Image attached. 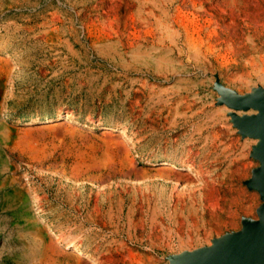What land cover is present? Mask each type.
I'll return each instance as SVG.
<instances>
[{"label": "rangeland", "instance_id": "374dc122", "mask_svg": "<svg viewBox=\"0 0 264 264\" xmlns=\"http://www.w3.org/2000/svg\"><path fill=\"white\" fill-rule=\"evenodd\" d=\"M201 1L0 0V264H48L32 226L71 256L58 255L62 264L87 258L93 264H169L175 255L240 230L242 217L257 218L262 201L245 180L260 164L252 155L259 139L239 133L234 110L218 102L214 83L241 94L264 84V28L253 40L258 52L229 49L219 20L225 2ZM240 40L250 42L246 35ZM131 49L148 55L134 57ZM161 52L174 59L164 73L154 62ZM63 114L78 126H122L139 161L167 160L165 169L200 182L202 170L210 187L215 173L223 177L234 168L204 157L207 140L200 136L217 134L218 150L230 144L244 152L232 186L238 200L226 201L227 184L216 182L219 193L203 206L199 192L176 203L170 183L157 181L163 193L153 203L171 230L169 239L152 233L139 184L98 191L58 175L43 181L35 173L25 186L28 170L19 161L16 133ZM203 119L208 124L196 131ZM188 161L195 167L185 168Z\"/></svg>", "mask_w": 264, "mask_h": 264}, {"label": "water", "instance_id": "95a60500", "mask_svg": "<svg viewBox=\"0 0 264 264\" xmlns=\"http://www.w3.org/2000/svg\"><path fill=\"white\" fill-rule=\"evenodd\" d=\"M135 51L131 49L130 53ZM214 87L218 102L234 110L230 116L239 133L259 139L252 155L260 164L252 169L245 184L258 191L262 202L257 218L242 217L240 230L214 239L210 246L175 255L169 264H264V85L257 83L245 94L222 85L218 79ZM16 138L23 147L19 161L28 170L21 180L25 186L37 173L43 181L58 175L76 185L102 191L115 184H139L158 171V164L136 158L133 138L122 126H78L63 114L19 130Z\"/></svg>", "mask_w": 264, "mask_h": 264}, {"label": "bare ground", "instance_id": "6f19581e", "mask_svg": "<svg viewBox=\"0 0 264 264\" xmlns=\"http://www.w3.org/2000/svg\"><path fill=\"white\" fill-rule=\"evenodd\" d=\"M223 1L225 2L227 7H225L224 10H221L222 12L220 11L221 13L219 15V20L221 22H223L225 25L224 31L222 33L223 34L222 37H224V40H225V45L229 49L233 48V49H236L237 51L241 50L242 52L248 51L251 53L258 52L259 48L257 47V45L255 43H253V40L255 39V36L260 31V29L264 28V0H223ZM213 2H214V0L201 1L202 4H209V5H212ZM243 35H246V37L248 38V40H250V42H247L245 40L243 42H241L240 38ZM161 53H160V56L157 57V59H154V62H155L156 69H157L156 71L159 73H164L165 71L168 70L170 63H172L174 61V59H172V57L167 55V54L164 55V53H162V54ZM145 55H148V53L145 50H143V51L140 50V51H137L133 54L134 57H138V58H142ZM260 80L262 81V83H264V77H260ZM262 85H264V84H262ZM216 112H217V110H216ZM216 112H213L208 118L214 117ZM212 120H213V118H212ZM205 124H208V120L204 121V119H203L202 121H200V123L197 124V127H195L194 129L196 131H198ZM28 135H29V132L25 133V136H28ZM200 137H201L200 138L201 142H202V140H205V141L207 140L206 144H203L201 146V148L203 150L202 153L205 155L204 157H208L211 155L212 158H214V160L220 159V161L227 164V170H228V168L234 167L226 175L223 174L224 175L223 177L221 175H219L218 173H215V176L212 178V184L214 185V183L216 184V182H218L220 184L225 182L227 184V187L222 189L223 194H221V195L224 196L227 193H229V195H231V197L227 198L226 201H230V202L237 201L238 199L235 197V194H234L235 192L233 190L234 188L232 186H233V184H235V181L237 180L238 174H240L239 168H240L241 164L242 165L245 164V158H243L244 152L241 150L237 151L236 147L234 149V147L230 144H226L222 148L220 147V149L218 150L217 148L219 146L217 143L219 142V136L217 134H213V135H210L208 137H206V136H200ZM203 138H205V139H203ZM199 144H201V143L199 142ZM221 145L222 144H220V146ZM166 162H168V161L167 160H159V161H157L156 164L161 165V163L164 164ZM182 164L184 165L185 168L191 169V168L195 167L194 162H192V161H188V162L182 163ZM203 173L204 172H202V170L199 171V174L202 176V180L200 182L197 180L196 177H194L193 175H190L187 172L185 173L183 171L173 170L172 168H171V170L165 169L164 167L160 166V167H158V171L156 173L145 177L142 180V182H139L138 189H141L142 193H143L142 206L144 207L145 210L149 209L148 218H149V222H150V226H151L150 229H152V233H154L155 236H157L159 234L161 237L162 235H165V233H166L169 239L171 237L170 228L167 230L164 229L163 222L158 220L157 204H156V202L153 203V201H155L156 197H158L159 195H161L163 193V191L157 187L156 182L157 181L161 182V180H162L165 183H167V182L170 183V185H171L170 195H171V198L176 203L179 202L180 200H185L186 195H189L192 193L196 194L198 192L201 193L203 195V200L201 199L202 203H200V204H201V206H203L204 205L203 203L206 200H208V196L211 193H213L214 191L215 192L217 191V188L215 187L216 185H214V186L211 185L212 187H210V183H211L210 180L211 179L209 180L206 176L203 175ZM165 183H162V184H165ZM136 187L137 186H135L133 188H136ZM143 188L148 190V194L144 193L145 190L143 192ZM217 192L219 193V191H217ZM213 196H215V195H213ZM140 204H141V202H140ZM187 204H189V202ZM190 204H192V203H190ZM206 208L207 207H204V210ZM205 215H206V213H205ZM141 223H142V221H141ZM208 223L210 224L209 220H208ZM142 225H143V223H142ZM155 225H156V227H155ZM32 227H34V230L37 231V233L40 237V239H39V247L40 248H39L38 253L44 257V260H46L48 264H62L61 262H58V259H59L58 255L65 256V257H67L66 259H68V260L71 259L70 258L71 256L67 255L66 253H62V252L58 251L55 242L50 240L45 235V233L43 232V230L41 228L36 227V226H32ZM156 233H158V234H156ZM184 238H185V236L179 237L180 244L183 243ZM164 242H165V240H164ZM75 262H76L75 264H93V260L88 259V258L82 259V260L76 259ZM100 263L103 264L104 259L103 260L100 259Z\"/></svg>", "mask_w": 264, "mask_h": 264}]
</instances>
